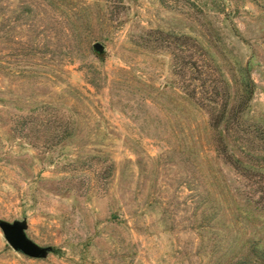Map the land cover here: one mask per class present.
Instances as JSON below:
<instances>
[{
  "label": "rangeland",
  "instance_id": "rangeland-1",
  "mask_svg": "<svg viewBox=\"0 0 264 264\" xmlns=\"http://www.w3.org/2000/svg\"><path fill=\"white\" fill-rule=\"evenodd\" d=\"M0 264H264V0H0Z\"/></svg>",
  "mask_w": 264,
  "mask_h": 264
},
{
  "label": "water",
  "instance_id": "water-1",
  "mask_svg": "<svg viewBox=\"0 0 264 264\" xmlns=\"http://www.w3.org/2000/svg\"><path fill=\"white\" fill-rule=\"evenodd\" d=\"M94 46L101 48V43L96 41ZM1 227L6 240L15 248H19L21 251L34 255L40 251V248L33 247L29 239L22 232L21 227L18 224L1 223Z\"/></svg>",
  "mask_w": 264,
  "mask_h": 264
},
{
  "label": "trees",
  "instance_id": "trees-1",
  "mask_svg": "<svg viewBox=\"0 0 264 264\" xmlns=\"http://www.w3.org/2000/svg\"><path fill=\"white\" fill-rule=\"evenodd\" d=\"M248 98V97H247Z\"/></svg>",
  "mask_w": 264,
  "mask_h": 264
}]
</instances>
